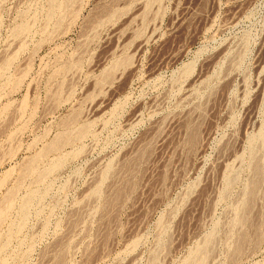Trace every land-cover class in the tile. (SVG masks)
Masks as SVG:
<instances>
[{
	"label": "rangeland",
	"instance_id": "obj_1",
	"mask_svg": "<svg viewBox=\"0 0 264 264\" xmlns=\"http://www.w3.org/2000/svg\"><path fill=\"white\" fill-rule=\"evenodd\" d=\"M1 216L0 264H264V0H0Z\"/></svg>",
	"mask_w": 264,
	"mask_h": 264
},
{
	"label": "bare ground",
	"instance_id": "obj_2",
	"mask_svg": "<svg viewBox=\"0 0 264 264\" xmlns=\"http://www.w3.org/2000/svg\"><path fill=\"white\" fill-rule=\"evenodd\" d=\"M68 1H71V2H72V0H67V2H68ZM56 3H57V2H56ZM63 4H64V3H63ZM58 5H59V4H58ZM25 29H26V28H25ZM23 30H24V29H23ZM20 33H21V31H20ZM20 33H19V34H20ZM22 34H23V31H22ZM82 131H83V130H82ZM65 136H66V135H65ZM63 137H64V136H63ZM67 137H68V135H67ZM61 138H62V137H61ZM64 138H65V137H64ZM65 139H66V138H65ZM67 139H69V138H67ZM191 139L193 140V136H192ZM58 140H59V139H58ZM69 140H70V139H69ZM69 140H68V141H69ZM64 141H65V140H64ZM66 141H67V140H66ZM56 144H58V142H57ZM59 145H60V144H59ZM51 146H52V145H51ZM54 146H55V144H54L52 147H54ZM56 146H57V145H56ZM50 148H51V147H50ZM50 148H49L48 150H50ZM51 149H52V148H51ZM33 164H35V163H33ZM29 166H30V165H29ZM30 167H32V166H30ZM259 167H260V166H259ZM25 168H26V167H25ZM28 168H29V167H28ZM257 170H258V169H257ZM258 176H259V175H258ZM257 181H258V180H257ZM123 190H124V189H123ZM119 191H120V190H119ZM257 191H258V190H257ZM121 192H122V191H121ZM112 194H113V193H112ZM117 194H119V193H117ZM114 196H115V195H114ZM116 196H117V195H116ZM116 196H115V197H116ZM118 196H119V195H118ZM120 196H121V193H120ZM120 196H119V198H120ZM115 199H117V198H115ZM118 200H119V199H118ZM119 202H120V201H119ZM247 210H248V209H247ZM0 218H2V216H1ZM240 220H241V219H240ZM244 223H245V222H244ZM257 224H258V223H257ZM256 227H257V226H256ZM262 228H263V227H262ZM244 232H245V231H244ZM241 239H243V238H241ZM241 239H240V240H241ZM244 239H247V238L244 237ZM243 241H244V240H242L241 242L243 243ZM60 243H62V242H60ZM236 243H237V242H236ZM242 243H240L239 245L241 246ZM240 246H237V249H238V250H240ZM242 246H243V245H242ZM235 251H236V250H235ZM235 253H236V252H235ZM61 254H62V253H61ZM234 255H235V254H234ZM65 256H66V255H65ZM200 258H201V257H200Z\"/></svg>",
	"mask_w": 264,
	"mask_h": 264
}]
</instances>
